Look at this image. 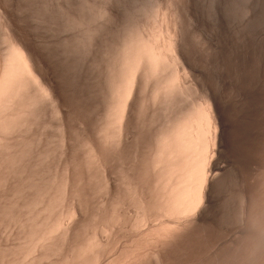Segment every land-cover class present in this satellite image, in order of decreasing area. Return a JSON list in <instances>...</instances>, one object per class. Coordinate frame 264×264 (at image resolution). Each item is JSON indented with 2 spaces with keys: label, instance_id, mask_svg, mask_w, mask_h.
I'll return each instance as SVG.
<instances>
[{
  "label": "rangeland",
  "instance_id": "1",
  "mask_svg": "<svg viewBox=\"0 0 264 264\" xmlns=\"http://www.w3.org/2000/svg\"><path fill=\"white\" fill-rule=\"evenodd\" d=\"M189 1L197 9V13L200 16L205 17L206 20L209 18L207 20V23H208V21L210 23H213L214 21H215V23L218 22L217 16L215 18V13H216L215 11H217V13L219 12L221 17L222 16L227 17V18L222 17V20L225 22V24L228 27L230 26V28H233V29L229 28L230 31H233V32H231L233 34V37L235 38L234 39L235 41H233V42H235V43L238 42V44L236 43L237 45L235 43H233V46H234L232 48L233 51L230 50V53L232 56H234V58L239 59V62H237L238 60L234 59L235 64L239 63V66H240V63H241L242 66H245V68L241 66V68L238 69V73H239L238 79L241 77L239 79V85L242 86L241 88H243V86H244L245 89L246 88L250 89V91L252 93L257 91V93L255 92L256 94H253V96H255V97H252L253 99H251V101L249 102V105H250V103L251 104L254 103V105H252V107H256L257 110L256 109H255L256 111L253 110V114L250 113L249 115H246V116H237L236 115L233 118L234 126H233V129L230 131V136L232 137V139L235 143L237 155L235 157L233 156L234 158L233 157L231 158V162H229L230 165H228L229 163L227 162L229 160H227L225 157L222 159H225L226 163L224 162L225 160L223 161L221 159L222 162H224L226 165H228L227 167H230V169L226 168L227 171L225 170V172L223 173L224 175H222V176H224V178L220 177V179L218 181V184H219V192L218 193H219V199L220 200H219V204L217 206V210L215 211L216 216H218V218H217L218 221L217 222H214V221L209 222L208 221V222L203 223V225L202 224L197 225L196 227L192 228L190 230V232L184 234L182 237L177 239V241L175 240L174 242L173 241L167 242L165 239L160 238V239H163L162 240L163 242L161 241V242H159L160 244H158L157 241H158L159 237L154 238V240L157 239L156 242L153 239L150 240L153 243L150 242L149 240H147V238H146L147 235H146L145 231H147L149 229V227L151 228L150 225L142 226V228L145 227V228H143V230L145 229V231H143L141 228L140 229L136 228V227L132 228L131 224L133 223V221H134V224L136 222L134 220V217L136 215H138V213H139V211H138V213H136L137 208H138L136 201L134 200L136 198L134 195H132L134 192V191L132 192L133 189L132 190L130 189L131 192H129L130 190H125V188H124V190H125L124 191L123 188H121V187H126L127 182H129L130 180L137 177L138 173H137V169H136L135 171L137 174L136 173H135L136 175L134 174L135 177L134 178L132 177L131 179H128L126 177L128 179V181H127L126 178H124V177L121 178V175H122L121 171H123L124 169H127V170H124L123 174L125 173V171H127L128 176H129L130 170L134 169V168H128L127 167V166H129L128 164L133 163V165H130L129 167H131V166L136 167V162H137V166H138L139 164L141 165L140 162L144 163L148 159L147 160L148 162H146V163H149L151 166L144 163V164H142V167L139 165L140 168L139 167H137V168H139L140 171L143 170L142 172L144 173L145 169H143V167H144V165H146L150 169L148 171V168H146V166H145V168L147 169L145 171H148V173L153 172V174L149 173V175H150L149 178L153 179V182H155L154 179L156 178V175H157V178L155 180H157V179L158 180L156 181V183L157 184L160 183L157 168H154V166L152 165V160L149 161L151 158L153 159L154 154H155L154 152L156 150V148L154 150V147H153L156 144V140L154 137H156V139H157V137L159 135L158 132L162 131V130H159L158 126L161 124V126L166 125L168 127L171 123L170 120L173 119V116H175L176 113H178L179 116L182 114L181 111L178 112V110H179V109H177L178 106H180L179 107L180 110H182L181 109L182 107H183V109L185 108L184 109V112H185L186 108L188 109V106H190V105L187 106V104H188L187 103L188 101L186 100L187 98H184L180 94L176 95V97H175L177 99V96L178 97L181 96V99L178 100V102L176 100L174 101L175 103L178 104V105L175 104V105H177L176 107H174L175 105L172 106L174 104V102H173V104H171L172 102L170 103V101H169V104L165 103V104L169 105V106L165 105L164 106L165 108L164 107L162 108V106H163L162 104H164V103L162 102L160 104V102H161L160 100H157V101H160L158 104L162 105V106L156 105L157 102H156V98L154 95L156 93L155 87H157V83H155L154 80L157 78V76L154 77V75H152L155 79L152 78L151 75H147L148 77L143 76V80L145 83H144V85L142 83L140 90H142V87H143V90L142 91L139 90L142 93L141 94L139 92L140 93L139 95L144 100H142V98L138 99L140 102L137 103V106L139 104V106L142 109L144 107L143 110L145 111V113L138 106L139 110H142L144 114H141L142 116L138 115L139 119H135V121L136 122L138 120L140 121L141 118L144 120L141 119V122H139V121H138V123L135 122L136 126L138 124L139 125L136 127L134 124V126H135V127H133L134 131L132 130L133 133H131V137L129 136L132 139L131 142L133 140H134V142L137 141L136 144L134 143V145L135 146L137 145V147L139 145V147L136 149V147L133 146V143H132L133 147L132 146L130 147L131 144H128V146H127L128 147L127 149H130V150H128L129 153L131 152L130 155L132 153L137 155L136 150H138L139 148H141V150L140 149L138 150V155L139 154L143 155L140 152L145 153L142 150L143 148H144V150L149 149V150H145L149 153L146 152L144 155L147 156L149 154L150 158L145 157L146 158L145 159L143 157L145 160L142 161V159H143L142 158L141 161H139V164H138V161H136V159H139L141 156L139 155V158L136 155L134 157V154H132L133 157L129 156L127 149L121 148L120 151L126 150L125 153L126 152L128 153V154L126 153L127 155L124 153L126 155V157H125L123 152L121 151L122 152L121 155H123L122 157H125L126 159H127V156L131 157V159L129 158L130 160H134L137 157L134 161H131L132 163L129 160L126 161V159L125 160L123 159L124 161L122 160L125 164L123 162H121L122 157L119 158L120 153H121V152L118 153L119 150H117L118 151L117 154L119 156L116 155L115 149H119L120 146L118 145V140H117L118 138L116 139V137H115L117 132L115 131V127L113 129V126L116 125V127H117V124L115 122L113 124L112 122L114 120L110 119V118L114 117L112 114L113 112H111V111H113L112 105H113V103L115 105V102H116L115 100L117 99V95H116V91H115L116 90L115 84L119 80V78H117L119 76H117V75L120 74V72H119L121 70L120 67H122L121 62L123 61V58L121 56H124V52H125L124 50L126 49V46H127V44L125 45V42H127V43L129 42L127 39H131L132 36L134 37V35L136 36V34L142 35L144 32H145L144 34H146V33H150V31L153 32L154 30H156V28L158 26L157 24H159V21H161V19H163L160 16L163 17V14L167 10L166 9V5L168 7L167 3H169L168 10L170 9L171 5L173 8L175 3H177L176 4L177 6L180 5V6H183L184 9H186L187 3H189ZM157 2H160L161 4L160 3L158 4ZM162 2H163V5H162ZM170 2H171V0H16V8H17L16 10L19 12V14L22 18V23L25 25V27L30 32L34 31L33 33H37V34H34L36 36V38H37V36L39 37V39H37L36 41L39 42V40H40V42H39L40 44L38 42L37 43L40 45V48H41L42 52L44 53V55L46 56L47 60L50 62L51 67L53 68V71H54V75L57 77L59 82H61V85L62 86L64 85L63 86L64 90L69 91L67 93H68L70 99L73 100L74 105H76V107H75L76 113L75 114L73 113V116H75V118H73L74 119L73 123L75 124L74 125L75 127L71 126V128H70L71 132L68 130L69 131V132H67L68 135L66 137L64 136V140H63V136H62L63 130H62V126H61L62 120L59 116L60 114H58V112H56V109H54L55 107H53L54 105L49 103V100L45 99V100H47V102H46L45 100H43L41 98L40 100H38L40 102L37 101L40 104L39 105L36 104V106H38L37 107L38 112L35 108H33L35 106H33L32 108L35 109L36 111L34 112V110L33 111L31 110L32 112H34L33 114H31V112H30V116H31V117L29 116L30 122H29V125L27 126L28 132H26L25 135L20 139H19V137H17V138L15 137L17 140L26 139L25 142L22 140V142H24V145H23V143L18 141L21 144L18 143L19 146L18 145L17 146L22 147V145H23L22 150H21V147H20V149H18V147L16 148V150L17 149L19 151L21 150L20 152L22 154L20 153L21 154L20 157H22L25 154L22 157V160H21V158L17 157V153H16V158L18 160H15L16 162L11 161V163L14 162V164H15L18 162L17 164H15V165L13 163L9 164V163H7V162H10L8 160L5 163L4 159H7V158H5L7 155L6 151L3 153V155L5 156L4 158H2L3 155L0 154L1 155V157H0L1 162L4 161L2 163L3 165H1V163H0V165H1V167H0V178L3 180V181L0 180V216H1L0 217V260H1L0 264H2V263L3 264H60V263L63 264L62 262H65L64 264H71V262H73V261H74L73 264H82V263L88 264L89 262H94L92 264H108V263L109 264H113V263L122 264L121 262H123V264H131V263L137 261L139 259L140 255L143 257L142 260H143V264H144V261L146 259H148L146 257L149 254L150 255L152 254L151 258H150V256H148L149 259H153L155 254H156V256L159 255L158 256L159 260H157L155 257L153 259V264H161V263L163 264V262L166 264H264V243H263L264 242V240H263L264 239V232H263L264 229L260 230V229L264 228V226H263L264 225V223H263L264 222V210H263L264 209V0H216V1L215 0H185V1L184 0H174V2L172 0L174 5L171 4L172 2L171 3ZM183 4L184 5L186 4V5L184 6ZM158 5H160V6H158ZM180 6H178L180 9L175 7L176 9L173 8V10L176 11L179 9L181 14H182V12H183V14H184V12L186 13L187 11L186 10L182 11ZM160 7L161 8L163 7V8L161 9ZM160 9H161V11H165V12L164 13L161 12L163 14H160L159 13ZM170 10H172V9H170ZM170 10H169V13H172L173 11L170 12ZM210 23H208L209 26H210ZM144 26H146V27H144ZM195 28H197V27L191 26V32L193 34H197L196 35L197 39H200V38H198V37H201V36H198L199 35L198 32H200V30L198 28L195 30ZM151 29H153V30H151ZM194 30H195V32H194ZM247 33L249 35H247ZM244 35H245V37H244ZM193 36L195 37V35H193ZM246 36L248 38L250 37L249 40L252 43V44H250L251 46L249 45V48H250L249 52H248L249 56L245 55L246 53L243 52L244 47H242L243 43L246 40V39L243 40V38H247ZM204 39L205 38H202L201 39L202 41H200V44H202L201 45L202 47H204L203 45L207 43L206 39L205 40ZM203 40L206 42L203 43ZM242 40L244 42H242ZM0 43H1V41H0ZM123 44L125 46H123ZM200 44H199V41H197V44H195L197 50L200 49V50H198L200 52L197 51V53H199L198 54V60L200 61L199 63H201V65H203V67H205V68L208 67V69L209 68L211 69V66L208 63L209 61L206 60V58H207L206 55H208V58H209V54H208V53H210L209 47H207V44H206L205 45L206 48L204 47L205 50H203V48L199 46ZM1 45H2V47L4 46L3 43H1L0 46ZM2 47H0V48H2ZM124 47H125V49L123 50ZM237 47H238V49H236ZM201 48H202V52L204 51L203 53H201ZM3 49H1V50H3ZM237 51H238V53H237ZM240 51L243 53H241ZM122 52H123V54H122ZM204 54H206V55H204ZM237 56H239V57H237ZM243 56L246 57V59L247 58L249 59V57H250V60H246ZM242 58H243V60H242ZM121 59H122V61H121ZM247 61L250 63H248ZM118 67H119V69H118ZM240 70H241V72H239ZM165 72L166 71L164 70L163 73H165ZM111 73L113 75H111ZM147 78H148L149 82L151 80H153L154 84L152 85V81H151V83L148 86V81H146ZM114 79H116V80H114ZM218 79H219L218 83L219 84L222 83L220 86L218 84L221 93H224L228 96L229 94H227V93H229L230 88H231V86H230V88L228 87V84L230 85L229 81L225 78L227 81L226 82L224 77L220 78V75H219ZM221 79H222V81H221ZM143 80H142V82H143ZM145 85H147V88L145 87ZM154 85H156V86L154 87ZM225 85H226V87H225ZM151 86L153 88H151ZM144 88L146 91L144 90ZM228 89H229V91H228ZM143 91H145V92L143 93ZM35 92H36L35 94H37L36 90H35ZM196 92H197L196 95L199 94V92H200V94L202 96V91L198 90ZM146 94H147V96H145ZM200 94H199V97H197L196 95L193 96V94H192L193 97L190 96L192 98H188V99H190L189 101L196 102L197 100H199L198 98L201 99ZM224 94H222V95L225 97V99L230 98L229 97L230 95L227 97ZM150 95H152L153 98ZM256 95H258L257 96L258 98L256 97ZM37 98L39 99L40 97H37ZM183 98L185 100H183ZM254 98H256L255 101H254ZM174 99H172V101ZM229 100L230 99H228V101ZM143 101H146V103H147L145 105L146 107L143 106L145 104V102H143ZM153 101H155L156 104ZM141 102H142V104L140 105ZM231 102H233V101H231ZM148 103H150V104H148ZM151 103L154 106L153 108H151V106H152ZM170 104L174 109L170 108L171 110H169ZM189 104H191V103L189 102ZM148 105H150L149 109H148L149 113L145 109L148 107ZM110 106H111V108H110ZM156 106L161 107L162 110L166 109L165 110L166 113H162L161 112L162 110L161 111L157 110L158 107L156 108V110L158 111V113H157V111L154 109ZM166 107H168V109ZM78 108H79V110H78ZM150 108L152 110L154 109L155 112L151 111ZM136 110H138V109H135V113L137 112L139 114L140 113L139 110L138 111H136ZM81 111H84L83 115H82ZM165 111H163V112H165ZM168 111H169V113H168ZM172 111H173V113H172ZM152 112L154 114L156 113L157 116L154 115V116H156V117H154ZM147 113L149 115L151 114L150 116L154 117L153 121H152L153 117L151 118L150 116H148ZM57 114H58V116H56ZM143 115H145L144 116L145 118L143 117ZM161 115H163V117ZM136 116H134V118ZM138 116H137V118H138ZM176 117H174V118H176ZM59 120H61V121H59ZM111 120H112V122H111ZM106 122H108V123H106ZM154 123L157 125H154ZM111 124H112V126H111ZM166 126H165V128H167ZM57 127H58V129H57ZM103 129H105V130H103ZM160 129H162V128H160ZM96 130H97V132H96ZM111 130H114V132ZM116 130H117V128H116ZM157 130H159V131L157 132ZM110 131L112 133H114L115 135L113 134L112 136H109L112 134ZM136 131L139 134L141 132L140 135H142V136L144 135V136L142 138L138 137L137 140L135 141L134 137L136 138L137 135L140 136ZM91 133H92L93 137H92ZM109 133H111V134H109ZM155 133L158 135H156ZM106 134H107V136H106ZM133 134H135V135L133 136ZM63 135H64V133H63ZM89 137L93 138V139L88 141V139H90ZM106 137H111V139H109V138L106 139ZM113 137L115 138L114 140H116V141H114V140L112 141ZM149 138H151V140L153 142L155 141V143L151 146V147H153V149L148 147L149 145H151V143H153L152 141L150 142ZM65 139H66V141H65ZM94 139L98 140V141H96V143H98V142L99 143L96 144ZM103 139H106L107 143L112 141V142H110L111 148H112V144L114 145V143L117 142V143H115L116 146L115 145L113 146L115 149L112 148L115 153L111 151L112 155L111 154L109 155V153H111V152H108L109 157H111V156H112V158L114 157L113 160L110 158L111 164H110V161H108L109 163H107V164L105 163L106 165H108V164L111 165L110 168L108 166L104 167L103 166L104 163L103 162L99 163L98 159L96 158V160H95L94 156L88 158V156L91 155L90 152H92L91 147L89 149V146H90L89 144H91V142H94L95 145H99V146H101L102 143L104 142L103 146H101V147H103V149H104V147L106 146L107 147V148L105 147L106 150L110 148L109 145L105 143L106 140L101 142V145H100V141H102ZM138 139L139 140L145 139L146 141L149 140L147 142L148 145L143 140H141V142L143 141L142 144L139 143L140 141H138ZM129 142H130V139H129ZM143 143H144V145H143ZM117 146H119V148H116ZM111 148L109 150H112ZM131 148H134L136 153L133 152L134 150H132ZM150 149H151V152L153 154L150 152ZM23 150H25V151H23ZM109 150H107V151H109ZM3 151L4 150H2V152ZM19 151H18V156L20 155ZM88 151H89V153H88ZM150 153L153 155L152 157L150 156L151 155ZM8 159H9V156H8ZM114 159H115V161L117 159H118L117 161H119V160L120 161L119 162L116 161V163H115ZM25 160L27 163L25 162ZM125 161L126 162L129 161L130 163L128 162V164H127ZM20 163H21V165H20ZM234 163H235V166L234 167L231 166V165H234ZM117 164H120L119 167H121V165H122V168H123V166H126V167L124 169L119 168V170H121V171H119ZM11 165H12V167H11ZM66 165H67V167H66ZM115 165H117L116 166L117 169L113 171V168ZM102 166L104 169L107 168L106 169L107 175L112 173V174H110L111 178H110V176L107 177L110 179V181H109V179L108 180L105 179L106 178L105 176H107V175H104L105 171L104 172L102 171L103 170V169H101ZM8 167H10V168H8ZM151 167L154 169H151ZM7 168H8V170H7ZM12 168H13V170H12ZM64 168H66V169H64ZM1 170H3L4 172ZM107 171H109V173ZM132 171H134V170H132ZM8 172H9V174H8ZM12 172H14V173L12 174ZM115 172H117V173H115ZM154 172H156V173H154ZM229 172H230V174H229ZM5 173H7V174L5 175ZM143 173L140 174V172H139L140 175L135 180L139 179L138 182L141 179L142 180L143 179L148 180L145 183L147 185V183L149 182V178H147L146 174L148 175V173H145V177L147 179L144 178ZM235 173H236V175H235ZM132 174L133 173L131 172V175ZM112 175H113V177H112ZM151 175L154 177L152 178ZM229 175H231V176H229ZM140 176L143 178H139ZM7 178H8V180H7ZM12 178H13V180H12ZM65 178H67V179H65ZM116 178H118V179H116ZM120 178L123 179V181H121ZM113 179L115 181H112ZM79 180H81V181H79ZM106 180L111 183L109 185L110 189L107 187L109 183H107ZM67 181L71 184H73V183L74 184L73 185H71V184L69 185L68 183L66 184ZM132 181L129 184V186L130 187L136 186L137 181H135L133 183H132ZM232 181H233V183H232ZM2 182H4L5 185ZM79 182H81V183H79ZM120 182H124V184H122L123 186L121 185ZM141 182H145V181H141ZM153 182H150V184L148 183L149 185H151L150 188L153 189V187L155 188V186H157L153 190L154 191L160 190V185L154 184L152 187ZM112 183L114 185H112ZM76 184H77V186H76ZM134 184H136V185H134ZM142 184H139V185H142ZM145 184H144V186H145ZM115 185H120L121 189H116V188H119V186H115ZM4 186H6V187H4ZM129 186L127 184L126 188L129 189L130 188ZM145 188H147V187L145 186ZM13 189H14V191H13ZM69 189H71L72 191ZM63 190H64L65 194L63 193ZM82 190H85V191H82ZM105 190H107V191H105ZM122 190H123V192H122ZM126 191L131 193V197L134 196V199L133 198L132 199L134 200V203L136 205L131 200L130 194L129 193L127 194ZM233 193H235V194H233ZM244 193H246V195L248 196L247 197L248 202H246L248 204H246V203L243 204V206H245V208L242 206V204H240L242 202L241 197L243 200V194ZM239 195H241V196L239 197ZM126 196H127V198H126ZM80 199H84L85 203L83 202L84 204H81L82 203L81 201H83V200H80ZM114 199H116L115 202H114ZM119 199H120V201H122L121 203H120ZM129 201H131V202H129ZM77 202H79V203L81 202L80 204L82 205V207H81V205L78 206L79 203H77ZM108 202H109V204H108ZM112 204H114L113 207L114 206L116 207L115 209L113 207L111 208ZM116 204H117V206H116ZM60 205H61V207H60ZM74 205L78 206V207H75ZM240 206H241V208H240ZM246 206H248L247 208L249 210H247ZM79 207H81L83 209V211L81 210V208L79 209ZM242 207H243V210L245 209L244 210L245 214H244V211H242ZM70 208L72 209V212H75V210L77 209L78 211L76 210V212H79V213L73 214L71 212V210H69ZM73 208L75 210H73ZM128 208H129V210H128ZM239 208L241 210H238ZM45 210H47V211H45ZM130 210H132V211H130ZM67 211H70V215H69V212H67ZM110 212H113L114 214H112ZM120 212L123 216L119 214ZM246 212L248 215L246 214ZM71 213L73 214L72 215L73 219L70 218ZM240 213H242L244 218L238 217V216H240ZM68 215L70 216L69 218H68ZM74 215H75V217H73ZM110 215L112 216L113 219L111 218ZM113 215H114V217H116L118 219H119V215H120V217L122 216L121 218L125 217L124 219L121 220L122 224H124V225L118 224V222L119 223H121V222L115 221L118 219L114 218ZM76 216H77V218H76ZM247 216H249V218ZM250 216H251V219H250ZM102 217L104 219H102ZM219 218L221 220H229L230 219V221H229V223H227L228 225L226 224V226H224V225H221V223H220L221 220ZM240 219L241 220L243 219L245 221H243V220L241 221ZM249 219H250V221H248ZM51 220H52V222H51ZM61 220H63V221H61ZM124 220L127 221L126 224L123 223V222H126ZM59 221H61L62 223ZM68 222H70L71 224ZM250 222H251V224H250ZM67 223H68V225H67ZM108 223H110V224L108 225ZM111 223H114V224H111ZM55 224H56V226L58 225L57 226L58 228L55 227ZM62 224L64 226H61ZM157 224H158V222H157ZM53 225H54V227H53ZM117 225H119V226H117ZM155 225H156V223H155ZM159 225L160 224H158L156 226L153 225V226L156 227V229L158 230ZM260 225H261V227H260ZM69 226H70V228H69ZM111 226H112V228H111ZM121 226H122V228H121ZM127 226H128V228H127ZM153 226H152V228H153ZM147 227H148V229H147ZM159 227H161V226H159ZM54 228H56V229H54ZM93 228H94V230H93ZM95 228H96V230H95ZM131 228L133 231L135 230L134 232H136V233L133 234ZM50 229H53L52 230L53 233L50 232L49 234H47L45 236V234H46L45 232H47V230H50ZM67 229H70V230L68 231ZM113 229H115V230H113ZM66 230H67V232H66ZM102 230H104L105 232L107 231L106 234ZM112 230H113V232H112ZM119 230H121V231H119ZM139 230L140 231L142 230L144 234L142 235V231L140 234ZM94 231L96 233H94ZM42 232L44 233V235ZM65 232H66V235H69L68 237L66 236V238L68 240L65 239ZM68 232H70V233L68 234ZM87 232H89V233H87ZM101 232H103V233H101ZM108 232H110V233H108ZM111 232H112V234H111ZM137 232L140 236L137 234ZM262 233H263V235H262ZM98 234H100V236ZM110 234H111V236H110ZM41 235H43L44 237ZM102 235H103V237H101ZM50 236H51V240L53 242L50 240ZM94 236H95V238H93ZM97 236H99V237H97ZM141 236L145 237L147 240L146 242L149 241L150 244L143 242L145 240V238H143ZM74 237H76V239ZM89 237H91V238H89ZM96 237L99 239V242L94 241L97 239ZM133 237H135V238H133ZM229 237L231 238V240ZM48 238L50 241L48 240ZM55 238H57V239H55ZM138 238L144 239L141 241L142 243L139 241ZM30 239H31V241H30ZM86 239H88V240H86ZM114 239H116V240L112 241ZM160 239H159V241H160ZM108 240H110L109 241L110 245L108 244V250H107L106 244L108 243ZM64 241H65V243H64ZM85 241H86V243H85ZM87 241L89 243H87ZM100 241L102 243H100ZM103 241L106 243H104ZM137 241H139V243ZM47 242H48V244H47ZM82 242H83V244H82ZM91 242H93V244H92L93 249H94V246L96 247L94 249V251L92 252V247L90 250H87V253H86V251H84L85 252L84 253L81 250L80 252L82 253L83 256H78V258H77V255L79 253V252H77V250L79 249V247H77V246H80V245L86 246L87 244H90ZM94 242L96 244H94ZM110 242H112V244ZM35 243L36 244L39 243V244L36 245ZM161 243H162V246H161ZM99 244L101 246V247L98 246L99 248H101L100 251H98L99 248L96 246ZM102 244H105V245L103 246ZM153 244L158 246V248H155V246ZM219 245H220V247H219ZM102 247L106 248V251L102 250ZM150 247L151 248L153 247L154 250H153V248L151 249ZM162 247H164V249L166 251L163 250ZM166 247H169V248H166ZM28 248H30V249H28ZM75 248H77V250ZM81 248H82V246H81ZM136 249H138L137 252H139V253L136 252ZM54 250H56V251H54ZM101 250L104 251L105 254ZM75 251H76V253H75ZM89 251H91L92 254ZM118 251H120V252H118ZM150 251H151V253H150ZM152 251H155V252H153L154 254L152 253ZM66 252L68 255L66 254ZM98 252L101 255L102 254L104 255V256L103 255L102 256L105 260L103 258H101V255L97 254ZM134 252L137 253V255ZM25 253H27V254H25ZM81 253H79V255H81ZM89 253L91 254V256L93 255V253H95V255H94L95 258L94 257L92 258L90 256L92 258L91 259L89 257V255H90ZM143 253L145 254V256L142 255ZM163 253L164 254L166 253L164 259H163V256H164ZM86 254H89V255H86ZM160 254H161V256H160ZM84 255H86L88 260H91V261L86 260L87 258ZM96 255L100 256V261H97V260H99V258ZM141 256H140V259L142 258ZM152 256H153V258H152ZM65 257H67V258H65ZM160 257H162L163 261L161 260ZM123 258H125V259H123ZM130 258L134 259V260H130ZM67 259H69V260H67ZM94 259H96V260L94 261ZM101 259H103V260H101ZM155 259L157 260L156 263H155ZM165 259H166V262H165ZM59 260H60V262H59ZM84 260L88 263L84 262ZM128 260L131 263H127ZM119 261H120V263H119ZM149 261L150 260L147 261L148 264H150ZM99 262H101V263H99Z\"/></svg>",
  "mask_w": 264,
  "mask_h": 264
},
{
  "label": "bare ground",
  "instance_id": "2",
  "mask_svg": "<svg viewBox=\"0 0 264 264\" xmlns=\"http://www.w3.org/2000/svg\"><path fill=\"white\" fill-rule=\"evenodd\" d=\"M185 1V0H184ZM216 1V0H215ZM169 2V1H168ZM172 2V0H171ZM170 2V3H171ZM174 2V0H173ZM171 3L174 5V3ZM158 4L160 2H157ZM161 4V3H160ZM168 4V7H169V3ZM170 4V5H171ZM177 3H175L176 5ZM197 4V3H196ZM162 5H163V2H162ZM174 5V6H175ZM182 5V4H181ZM184 5V4H183ZM186 5V4H185ZM184 5V6H185ZM160 6V5H158ZM173 6V8H175ZM180 6V5H178ZM176 7V8H179V7ZM149 7V6H148ZM168 7L166 5V12L165 11H161V8L160 9V14H163V17L160 16L161 18V21H159V24H157V28L156 30H154L153 32L150 31V33H146V34H142V35H137L136 36L134 35V37L132 36L131 39H127L129 42H125V45L127 44L126 46V49L125 47L123 48V50L125 51L124 52V56H121L123 58V61L121 59V63H122V67H120V74H118L117 78H119V80L116 82L115 84V88H116V95H117V99L114 101L115 102V105L113 103V118H110V119H113L114 121L111 122L114 124V122L117 124V127L116 125L113 126V129L115 127V131L117 132V136L112 133L111 131L114 132V130H111L110 132L112 133H109L111 135L109 136H112L113 134L115 135L116 139L118 140V145L120 146H117L116 148H119V149H115L113 146L117 143L115 142L114 145L112 144V148L115 149L116 151V155L117 154V150H119L118 153H120V149H127L128 147V144H131L130 147L132 146V143H133V146L134 143L136 144V140L138 137L142 138L143 136L140 135L141 132H140V136L137 135V137L135 139L136 142H134V140L131 142V133L132 130L134 129L133 127L136 126V123H138V121L136 122L135 119H139V116L138 115H141V114H144L145 111L139 106H138L144 111L142 110H139L138 106H137V103H139L140 101L138 99H141L142 97H140V91L143 90V87H142V90H140L141 86H142V83L144 85V80H143V76H147V75H151L152 78L156 77L157 78L154 80L155 83H157V87H155L156 85H154V87L156 88L154 91L156 92L155 93V98H156V102L153 101L156 105H159L158 103L160 102V104L163 102L164 104L162 105H159V106H162V108L165 106V105H168L169 104V101L171 104H173V102L176 100L178 102V100L181 99V96H183L184 98H187L186 100L188 101L187 103V106H188V109L186 108L185 112H184V109L183 107L181 108L182 110H180V106H178L177 109L178 112L181 111L182 114L179 116L178 113H176L175 116H173V119L170 120V125L165 128V126H161V124L158 126L159 127V130H162L161 132L159 130H157V132L159 133L156 134L158 135L157 139L156 137L155 140H156V144L154 147V150H155V154H154V157L153 159L151 158L149 161L152 160V165L154 166V168H157V171H158V176H159V182L160 183H156V181L158 180H155L157 178V175H156V178L154 179L155 182H153V179L149 178L150 175L149 173H152L153 172H149V169L146 165H144L143 169L147 170L146 168H148V171H145L144 170V173L142 171H140V167H139V161H141V159L144 157H149V154L146 156L144 155L147 151L145 150H149V149H145L144 148L142 149L145 153L143 152H140L141 154L143 155H140L141 157L139 158V155H138V150L141 148H139L137 151V155L134 154V157L135 155L139 158V159H136V161H138V166H137V162H136V167L135 166H131L129 167L130 165H133V163L131 161H134V160H130L131 157L129 156H132L133 155L129 153L128 150L130 149H127L128 151V155L127 156V159L125 158L126 157V153L124 151L123 154L125 157H122L123 155L122 152L120 153V156L119 158H121V162H123L125 159L126 161L129 160L132 164H128V162H126L129 166H127L128 168H134V169H131L130 170V174L128 176V173L127 171H125V175L123 174L124 170H127V169H124L126 166H123L122 168V165L121 167H119L120 164H117L118 165V170L119 168H122L124 169L123 171H121L122 175H121V178H128V179H131L132 177L134 178L135 175L138 173V176L140 174H144V178L145 177V173H148V175L146 174L147 178H149V184L150 182H153L152 183V187L154 184L156 185H160V190L158 191H154L153 189H155L157 186H155V188L153 187V189L150 188L151 185H149L147 183V185L145 184L148 180H145V179H141L139 182L137 180H135L137 177H135L134 179L130 180L129 182H127L128 186L129 184L135 181H137V185L134 186V187H128L129 189H127V184H126V187H121L125 188V190H132L133 194L135 196L136 199H134V196L131 197V190L127 192V194L129 193L130 194V197H131V200L133 201L134 203V200L136 201V204H137V211L136 213H138V215H136L134 217V220L136 221L135 224H134V221L133 223L131 224L132 228L136 227V228H141L143 230V227L144 225L148 226L150 225L151 228L147 227V231H145V229L143 231H145L146 233V238L147 240H154L155 237H159L160 238H163L165 239L167 242H171V241H177V239H179L180 237H182L184 234L190 232V230L194 227H196L197 225H203V223L205 222H210V221H214V222H217L218 221V216H216L215 214V211L217 210V206L219 204V184H218V181L220 179V177L224 178V175L223 173L225 172L226 168L227 169H230V167H227L228 165H230L229 162H231V158L234 156L237 155V151H236V148H235V143L232 139V137L230 136V131L233 129V126H234V120L233 118L237 115V116H246V115H249L250 113L253 114V110H257L256 107H252V105H254V101L256 98H254V101L252 102L253 104L250 103L249 105V102L251 101V99H253L252 97H255L253 96V94H256L257 91H255L254 93H252L250 91V89L246 88L243 86V88H241L242 86L239 85V73H238V69L241 68L242 64L240 63V66H239V63L235 64L234 62V56L231 55L230 53V50H232V48L234 47L233 46V41H235L234 37H233V34L231 32L233 31H230V29H233V28H230V26L228 27L225 22L222 20V17L220 16L219 12L217 13V11H215V18L217 16V20L218 22L215 23V21L213 23H210L208 21V23H210V26L208 25L207 23V19L203 16H200L198 13H197V9L190 3H187V6H186V9H184L183 6H180L182 11H187L186 13L180 12V8L178 10H173L172 8V5L170 6V12L173 11L172 13H169V10H168ZM159 8V7H158ZM175 8V9H176ZM16 0H0V41L1 43L4 44V46L2 47V45L0 47V154L3 155V153L6 151L7 155L9 156V159H8V156L6 155V157L3 155L2 158H7V159H4L5 163L8 161L10 162H7L9 164H14V162H16L15 160H18L16 158V153H17V157L18 158H21L22 160V157L25 155H23L22 157L21 156V150L23 149V145H24V142L26 141V139H21V140H17L16 138L19 137L22 138L26 132H28V128L27 126L29 125V120H30V112L31 114H33L36 110H37V105H39L40 100L41 98L43 100L47 99L49 100V103H51L52 105H54L53 107H55L54 109H56V112H58V114H60V118L61 120V126H62V130H63V133H62V136H63V140H64V136L66 137L68 134L67 132H71L70 128L71 126L73 127L75 124L73 123L75 116H73V113L75 114V107L76 105H74V102L73 100L70 99L69 95L67 92L69 91H65L63 86L61 85V82H59V80L57 79V77L54 75V71H53V68L51 67V64L50 62L47 60L46 56L44 55V53L42 52L41 48H40V40L39 42L36 41L37 39H39V37L34 35V34H37V33H32L25 27V25L22 23V18L19 14V12L16 10ZM184 9V10H183ZM157 11V10H156ZM168 11V12H167ZM163 12V13H161ZM180 14H179V13ZM208 13V12H207ZM225 13V12H224ZM155 15V14H154ZM149 16V15H148ZM213 16V15H212ZM143 17V16H142ZM226 17V16H225ZM223 17V18H225ZM213 18V17H212ZM227 18V17H226ZM158 19V18H157ZM109 20V19H108ZM156 21V20H155ZM82 24V23H81ZM142 26V25H141ZM191 26L193 27H197L200 32L198 36H201V37H198L200 39H197L196 35L197 34H193L191 32ZM210 28H209V27ZM146 27V26H144ZM150 28V27H149ZM152 28V27H151ZM195 28V30L197 29ZM230 28V29H229ZM194 29V28H193ZM192 29V30H193ZM153 30V29H151ZM194 30V32H195ZM197 32V31H196ZM192 33V34H191ZM235 33V32H234ZM33 34V35H32ZM141 34V33H140ZM195 35V37L193 36ZM243 35V34H242ZM247 35H249L247 33ZM130 36V37H131ZM192 36V37H191ZM126 37V36H125ZM128 37V36H127ZM245 37V35H244ZM247 37V36H246ZM202 38H205L206 41H207V47H209V50H210V53L209 54V58H208V55L204 54L207 56V61H209L208 63L210 64L211 66V69L209 70L208 67L205 68L203 67V65H201V63H199L200 61L198 60V54L197 51L200 50L196 48V45L197 44V41H199V44H200V41H202L201 39ZM204 39V40H205ZM237 39V38H236ZM244 39L245 42L243 41ZM250 37L248 38H243L242 42L243 45L242 47H244V51L246 54V56L249 54V45L252 44L251 41L249 40ZM203 40V43H205L206 41ZM239 41V40H238ZM39 44H38V43ZM0 43V44H1ZM238 44V42H236ZM235 43V44H236ZM204 44L203 46L205 47ZM236 44V45H237ZM42 45V44H41ZM123 44V46H125ZM202 44H200L199 46H201ZM251 46V45H250ZM86 47V46H85ZM121 47V46H120ZM203 48V50H205V48ZM202 48H201V53L202 52ZM240 48V47H239ZM238 49V47L236 48ZM241 49V48H240ZM233 51V50H232ZM252 51V50H251ZM200 52V51H198ZM209 52V51H208ZM241 52V51H240ZM241 52V53H243ZM238 53V51H237ZM240 53V54H241ZM121 54V53H120ZM123 54V52H122ZM233 54V53H232ZM201 55V54H200ZM199 55V56H200ZM203 55V56H204ZM244 55V54H243ZM251 55V54H250ZM202 56V57H203ZM249 56V55H248ZM239 57V56H237ZM244 57V56H243ZM112 58V57H111ZM204 58V57H203ZM241 58V57H240ZM246 59V57H244ZM110 59V58H109ZM200 59V58H199ZM205 59V58H204ZM86 60V59H85ZM201 60V59H200ZM205 60V61H206ZM238 60L237 62H239V59H236ZM243 60V58H242ZM246 60H250V57L249 59L247 58ZM204 61V60H203ZM120 62V61H119ZM248 62V61H247ZM204 63V62H203ZM245 63V62H244ZM250 63V62H248ZM247 63V64H248ZM96 64V63H95ZM206 64V63H205ZM204 64V65H205ZM245 65V64H244ZM206 66V65H205ZM209 66V67H210ZM245 68V66H242ZM247 67V66H246ZM119 69V67H118ZM235 69V70H234ZM111 70V69H110ZM115 70V69H114ZM164 70L166 71L165 73ZM234 70V71H233ZM243 70V69H242ZM109 71V70H108ZM241 72V70L239 71ZM111 75H113L111 73ZM154 75V77L152 76ZM219 75H220V78L221 77H224V79L226 78L230 85L228 84V87L230 88V91L228 96L230 98L229 101L228 99H225V97L222 95L224 93H221L220 91V88L219 86L222 84H219L218 83V78H219ZM242 75V74H241ZM240 75V76H241ZM148 77V76H147ZM150 77V76H149ZM146 78V77H145ZM150 79V78H149ZM225 79V81H226ZM116 80V79H114ZM143 80V82H142ZM146 81H148V78L146 79ZM152 81V85L154 84L153 80ZM151 81L149 82L148 81V86L149 84L151 83ZM157 81V82H156ZM222 81V79H221ZM224 81V82H225ZM115 82V81H114ZM227 82V81H226ZM225 82V83H226ZM147 84V83H146ZM219 84V86H218ZM112 85V84H111ZM227 85V84H226ZM225 85V87H226ZM109 86V85H108ZM145 87L147 88V85H145ZM114 88V89H115ZM151 88H153L151 86ZM66 89V88H65ZM248 89V90H247ZM35 90L37 91V94H35ZM140 90V91H139ZM145 90V88H144ZM202 91V96H201V99L198 98L199 100H197L196 102H191L189 101L190 99L188 98H192L193 96L196 95V91ZM253 90V89H252ZM33 91V92H32ZM146 91V90H145ZM143 91V93L145 92ZM152 91V90H151ZM153 91V92H154ZM227 91V90H226ZM140 92V93H139ZM149 92V91H148ZM152 92V93H153ZM223 92V91H222ZM113 93V92H112ZM195 93V94H194ZM33 94V95H32ZM70 94V93H69ZM142 94V93H141ZM181 95V96H177V99L175 98L176 95ZM193 94V96H192ZM199 94H197L196 96L199 97ZM114 95V94H113ZM226 95V94H224ZM71 96V95H70ZM147 96V94L145 95ZM152 97V95H150ZM192 96V97H190ZM227 96V95H226ZM227 96V97H228ZM258 95H256L257 97ZM37 97H40L39 99ZM144 97V96H143ZM226 97V98H227ZM114 98V97H113ZM153 98V97H152ZM154 98V99H155ZM175 98V99H174ZM183 98V100H185ZM258 98V97H257ZM147 99V98H146ZM153 99V100H154ZM172 99H174L172 101ZM42 100V101H43ZM47 100H45L47 102ZM142 100H144L142 98ZM141 100V101H142ZM157 100H160V101H157ZM194 100V99H193ZM38 101V102H37ZM44 101V102H45ZM112 101V100H111ZM152 101V100H151ZM233 101V102H231ZM37 102V103H36ZM145 102V104L143 106H145L147 103L146 101H143ZM152 102V103H153ZM189 102L191 104H189ZM43 103V102H42ZM41 103V104H42ZM77 103V102H76ZM151 103V108H153V104ZM165 103H168V104H165ZM142 104V102L140 103V105ZM150 104V103H148ZM154 104V105H155ZM170 104V107H169V110H171L170 108H173L172 106H174L175 103L171 106ZM180 104V103H179ZM184 104V103H183ZM50 105V104H49ZM178 105V104H177ZM177 105H175L174 107H176ZM35 106V107H33ZM149 106L146 109V111L149 113ZM169 106V105H168ZM185 106V105H184ZM35 109H33V108ZM50 107V106H49ZM137 107V108H136ZM146 107V106H145ZM158 106H156L154 109L156 110ZM186 107V106H185ZM32 108V109H31ZM111 108V106H110ZM151 111H154L155 110L151 109ZM161 107H158L157 110H162V108L160 109ZM165 108V107H164ZM168 109V107H166ZM135 109H138L139 110V114L136 112L135 113ZM174 109V108H173ZM176 109V110H177ZM34 110V112L32 111ZM79 110V108H78ZM81 110V109H80ZM107 110V109H106ZM136 110V111H138ZM156 110V111H157ZM166 109H163L161 112L162 113H166L165 111ZM255 110V111H256ZM109 111V110H108ZM165 111V112H163ZM38 112V110H37ZM84 111H81L82 115L84 114L83 113ZM110 112V111H109ZM110 112V113H111ZM142 112V113H141ZM147 113V114H148ZM151 113V112H150ZM153 113V112H152ZM158 113V111H157ZM160 113V112H159ZM169 113V111H168ZM167 113V114H168ZM173 113V111H172ZM255 113V112H254ZM58 114L56 116H58ZM39 115V114H38ZM55 115V114H54ZM138 118H137V116ZM151 115V114H150ZM148 114V116H150ZM157 114L153 113V116ZM30 116V117H29ZM53 116V115H52ZM81 116V115H80ZM86 116V115H85ZM134 116H136L134 118ZM142 116V115H141ZM145 115H143L144 117ZM147 116V115H146ZM153 116H150L151 118ZM154 116V117H156ZM163 117V115H161ZM171 116V115H170ZM177 116V117H176ZM33 117V116H32ZM107 117V116H106ZM109 117V116H108ZM154 117L152 118V121L154 120ZM176 117V118H174ZM34 118V117H33ZM39 118V117H38ZM97 118V117H96ZM145 118V117H144ZM37 119V118H36ZM109 119V118H108ZM142 119V118H141ZM141 119L139 122H141ZM150 119V118H149ZM56 120V119H55ZM144 120V119H142ZM32 121V120H31ZM86 121V120H85ZM166 121V120H165ZM173 121V122H172ZM136 122V123H135ZM143 122V121H142ZM145 122V121H144ZM108 123V122H106ZM31 124V123H30ZM80 124V123H79ZM135 124V126H134ZM151 124V123H150ZM104 125V124H103ZM139 125V124H138ZM137 125V126H138ZM154 125H157L154 123ZM32 126V125H31ZM102 126V125H101ZM112 126V124H111ZM136 126V127H137ZM145 126V125H144ZM152 126V125H151ZM75 127V126H74ZM106 127V126H105ZM164 127V128H163ZM31 128V127H30ZM109 128V127H108ZM117 128V130H116ZM139 128V127H138ZM141 128V127H140ZM143 128V127H142ZM162 128V129H160ZM27 129V130H26ZM34 129V128H33ZM46 129V128H45ZM58 129V127H57ZM98 129V128H97ZM106 129V128H105ZM103 129V130H105ZM110 129V128H109ZM148 129V128H147ZM158 129V128H157ZM164 129V130H163ZM69 130V131H68ZM101 130V129H100ZM151 130V129H150ZM149 130V131H150ZM31 131V130H30ZM91 131V130H90ZM134 131V130H133ZM142 131V130H141ZM146 131V130H145ZM148 131V132H149ZM94 132V131H93ZM97 132V130H96ZM147 132V133H148ZM103 133V132H102ZM28 134V133H27ZM66 134V135H65ZM72 134V133H71ZM74 135V134H73ZM92 135V133H91ZM105 135V134H104ZM103 135V136H104ZM135 134H133L134 136ZM27 136V135H26ZM25 136V137H26ZM96 136V135H95ZM107 136V134H106ZM130 136V137H129ZM16 137V138H15ZM24 137V138H25ZM60 137V136H59ZM71 137V136H70ZM75 137V136H74ZM93 137V135H92ZM105 137V136H104ZM147 137V136H146ZM90 138V137H89ZM109 138L111 139V137H106V139ZM145 138V137H144ZM28 139V138H27ZM93 138H90L88 139L91 140ZM106 139H103L102 141H100V145H101V142L105 141ZM115 138L113 137L112 141L114 140ZM129 139H130V142H129ZM22 140L24 142H22ZM141 140L145 141L146 144L148 145V141L150 140V142L152 141L151 138H149V140H145V139H138V141H140L139 143L142 144ZM23 143L22 147H21V150L19 151L18 149H20L19 144ZM41 141V140H40ZM55 141V140H54ZM66 141V139H65ZM93 141V140H92ZM95 143L96 141L98 140H95ZM110 141V142H112ZM116 141V140H114ZM29 142V141H28ZM64 142V141H63ZM110 142L107 143V140H106V144L109 145V147L111 148V145H110ZM144 142V143H145ZM153 142V141H152ZM19 143V144H18ZM90 143V142H89ZM94 142H91V144H89V149L91 147V155L88 156L89 157H95V160L96 158L98 159L99 163L103 162L104 164L106 163H109L108 161H110L111 159L113 160L112 156L109 157V155L111 154L112 155V152H114V150H109L107 151L106 148L104 147H101L103 146V143L101 146L99 145H95ZM99 143V142H98ZM96 143V144H98ZM143 143V145H144ZM155 143V141L153 143H151V145H149L148 147L149 148H152L151 147L153 144ZM63 144V143H62ZM105 144V145H106ZM138 144V143H137ZM18 145V146H17ZM41 145V144H40ZM77 145V144H76ZM107 145V146H108ZM146 145V146H147ZM132 146V147H133ZM18 147V149L16 150V148ZM64 147V146H63ZM62 147V148H63ZM129 147V148H130ZM136 149L139 147H137V145L135 146ZM134 147V148H135ZM25 148V147H24ZM83 148V147H82ZM134 148H131L132 150H134ZM2 150H4L2 152ZM29 150V149H28ZM153 150V151H154ZM18 151H19V156H18ZM25 151V150H23ZM22 151V152H23ZM61 151V150H60ZM74 151V150H73ZM112 151V152H111ZM136 151L134 150L133 152L136 153ZM29 152V151H28ZM108 152H111L109 153L108 155ZM150 152H151V149H150ZM89 153V151H88ZM115 153V152H114ZM149 153V152H147ZM152 153V152H151ZM150 153V154H151ZM93 154V155H92ZM153 154V153H152ZM150 155L151 157L153 155ZM28 155V154H27ZM62 155V154H61ZM114 155V154H113ZM30 156V155H29ZM74 156V155H73ZM1 157V155H0ZM70 157V156H69ZM87 157V156H86ZM117 157V156H116ZM226 158L227 161L229 164L226 165V160L225 159H222V158ZM233 157V158H234ZM1 158V159H2ZM27 158V157H26ZM111 158V159H110ZM130 158V159H129ZM142 159L145 160V159ZM150 158V157H149ZM124 159V160H123ZM133 159V158H132ZM225 162H222V160ZM236 159V158H235ZM3 160V159H2ZM118 160V159H117ZM116 160V161H117ZM123 160V161H122ZM148 160V159H147ZM146 160V162H148ZM233 160V159H232ZM3 161V162H4ZM11 161H14L11 163ZM46 161V160H45ZM81 161V160H80ZM115 161V159H114ZM115 161V163H116ZM120 161V160H119ZM117 161V162H119ZM236 161V160H235ZM0 160V163L1 165H3ZM20 162V161H19ZM26 162V160H25ZM89 162V161H88ZM93 162V161H92ZM96 162V161H95ZM120 162V163H121ZM129 162V163H130ZM144 162L145 164L147 165H150L149 163H146ZM18 163V162H17ZM15 163V164H17ZM27 163V162H26ZM98 163V164H99ZM114 163V162H113ZM114 163V164H115ZM124 163V162H123ZM141 163V167H142V164H144L143 162H140ZM8 164V165H9ZM14 164V165H15ZM78 164V163H77ZM104 167H111V165H104ZM110 164H111V161H110ZM113 164V165H114ZM125 164V163H124ZM123 164V165H124ZM0 165V167H1ZM7 165V164H6ZM5 165V166H6ZM13 165V166H14ZM19 165V164H18ZM21 165V163H20ZM115 165L114 168L117 166ZM135 165V164H134ZM237 165V164H236ZM79 166V165H78ZM102 166L101 169H103L102 171L105 173L104 175H107L106 174V169H104ZM146 166V168H145ZM151 166V165H150ZM152 166V167H153ZM231 166H235V163L234 165H231ZM12 167V165H11ZM16 167V166H15ZM67 167V165H66ZM101 167V166H100ZM99 167V168H100ZM139 167V168H137ZM151 169H154L152 168ZM5 168V167H4ZM10 168V167H8ZM7 168V170H8ZM20 168V167H19ZM18 168V169H19ZM23 168V167H22ZM83 168V167H82ZM108 168V169H109ZM113 168V171L117 169V167L114 169ZM66 169V168H64ZM112 169V168H111ZM137 169V173H136V170ZM139 169V170H138ZM13 170V168H12ZM134 170V171H132ZM3 171V170H1ZM16 171V170H15ZM110 171V170H109ZM109 171H107L109 173ZM112 171V172H113ZM140 174H139V172ZM156 171V172H157ZM227 171V170H226ZM233 171V170H232ZM236 171V170H235ZM4 172V171H3ZM28 172V171H27ZM75 172V171H74ZM111 172V171H110ZM131 172L133 173L131 175ZM142 172V173H141ZM154 172V173H156ZM14 172H12L13 174ZM23 173V172H22ZM67 173V172H66ZM92 173V172H91ZM117 173V172H115ZM114 173V174H115ZM127 173V174H126ZM136 173V174H135ZM227 173V172H226ZM7 173H5L6 175ZM9 174V172H8ZM75 174V173H74ZM103 174V173H102ZM112 174V173H110ZM107 175L105 176L106 178L105 179H109L107 178L108 176ZM119 174V173H118ZM117 174V175H118ZM135 174V175H134ZM230 174V172H229ZM11 175V174H10ZM155 175V174H154ZM236 175V173H235ZM13 176V175H12ZM33 176V175H32ZM73 176V175H72ZM95 176V175H94ZM142 176V175H141ZM139 177V178H143V177ZM152 176V175H151ZM231 176V175H229ZM240 176V175H239ZM6 177V176H5ZM21 177V176H20ZM113 177V175H112ZM130 177V178H129ZM154 176H152L153 178ZM234 177V176H233ZM238 177V176H237ZM32 178V177H31ZM64 178V177H63ZM68 178V177H67ZM65 178V179H67ZM76 178V177H75ZM111 178V176H110ZM120 178V179H121ZM126 178V180L128 181V179ZM146 178V179H147ZM118 179V178H116ZM235 179V178H234ZM0 180H2L0 178ZM8 180V178H7ZM13 180V178H12ZM40 180V179H39ZM106 180L108 184V188L110 189V182H108ZM125 180V179H124ZM135 180V181H134ZM229 180V179H228ZM3 181V180H2ZM34 181V180H33ZM49 181V180H48ZM78 181V180H77ZM81 181V180H79ZM110 181V179H109ZM112 181H115L114 179ZM121 181H123V179H121ZM141 181H145V182H141ZM119 182V181H118ZM141 182V183H140ZM248 182V181H247ZM4 183V182H2ZM1 183V184H2ZM25 183V182H24ZM31 183V182H30ZM59 183V182H58ZM71 184L69 183L68 181L66 182V184ZM81 183V182H79ZM121 185L124 184V182H120ZM142 184V185H139V184ZM228 183V182H227ZM233 183V181H232ZM37 184V183H36ZM74 184V183H73ZM71 184V185H73ZM96 184V183H95ZM118 184V183H117ZM147 188H145V186ZM5 185V183H4ZM20 185V184H19ZM59 185V184H58ZM89 185V184H88ZM112 185H114L112 183ZM132 185V184H131ZM25 186V185H24ZM57 186V185H56ZM64 186V185H63ZM67 186V185H66ZM77 186V184H76ZM99 186V185H98ZM115 186H119V188H116V189H121L120 188V185H115ZM123 186V185H122ZM221 186V185H220ZM6 187V186H4ZM68 187V186H67ZM106 187V186H105ZM106 187V188H107ZM35 188V187H34ZM52 188V187H51ZM57 188V187H56ZM64 188V187H63ZM75 188V187H74ZM77 188V187H76ZM114 188V187H113ZM22 189V188H21ZM67 189V188H66ZM104 189V188H103ZM108 189V190H109ZM115 189V190H116ZM158 189V188H157ZM237 189V188H236ZM240 189V188H239ZM245 189V188H244ZM71 190V189H69ZM122 190V192H123ZM124 190V191H125ZM14 191V189H13ZM49 191V190H48ZM72 191V190H71ZM78 191V190H77ZM82 191H85V190H82ZM107 191V190H105ZM121 191V190H120ZM246 191V190H245ZM24 192V191H23ZM42 192V191H41ZM61 192V191H60ZM88 192V191H87ZM125 192V193H126ZM242 192V191H241ZM57 193V192H56ZM63 193H64V190H63ZM120 193V192H119ZM135 193V194H134ZM237 193V192H236ZM65 194V193H64ZM108 194V193H107ZM110 194V193H109ZM235 194V193H233ZM51 195V194H50ZM53 195V194H52ZM58 195V194H57ZM63 195V194H62ZM80 195V194H79ZM86 195V194H85ZM124 195V194H123ZM238 195V194H237ZM242 195V194H241ZM239 195V197L241 196ZM35 196V195H34ZM47 196V195H46ZM64 196V195H63ZM122 196V195H121ZM129 196V195H128ZM43 197V196H42ZM57 197V196H56ZM61 197V196H60ZM79 197V196H78ZM120 197V196H119ZM124 197V196H123ZM247 195L246 193L243 194V200H242V197H241V201L243 202H239L240 204H243L248 202L247 201ZM45 198V197H44ZM54 198V197H53ZM72 198V197H71ZM116 198V197H115ZM127 198V196H126ZM134 200H133V199ZM78 199V198H77ZM19 200V199H18ZM80 200H83L81 201L80 203L81 204H84V199H80ZM116 199H114V202H115ZM129 200V199H128ZM229 200V199H228ZM249 200V199H248ZM6 201V200H5ZM13 201V200H12ZM57 201V200H56ZM62 201V200H61ZM90 201V200H89ZM120 201V199H119ZM126 201V200H125ZM250 201V200H249ZM15 202V201H14ZM84 202V203H83ZM99 202V201H98ZM117 202V201H116ZM122 201H120L121 203ZM124 202V201H123ZM131 202V201H129ZM35 203V202H34ZM38 203V202H37ZM57 203V202H56ZM79 203V202H77ZM79 203L78 206H80L81 204ZM113 203V202H112ZM29 204V203H28ZM32 204V203H31ZM76 204V203H75ZM109 204V202H108ZM119 204V203H118ZM135 204V203H134ZM135 204V205H136ZM248 204V203H246ZM30 205V204H29ZM37 205V204H36ZM59 205V204H58ZM114 204H112L111 208L113 207ZM132 205V204H131ZM130 205V206H131ZM134 205V206H135ZM237 205V204H236ZM34 206V205H33ZM44 206V205H43ZM75 206V205H74ZM78 206H75V207H78ZM101 206V205H100ZM117 206V204H116ZM239 206V205H238ZM249 206V205H248ZM246 206V208L248 207ZM25 207V206H24ZM61 207V205H60ZM69 207V206H68ZM74 207V208H75ZM82 207V205H81ZM79 207V209L81 208ZM245 208V206H243ZM243 207H242V211L243 210ZM30 208V207H29ZM38 208V207H37ZM73 208V210H75ZM86 208V207H85ZM103 208V207H102ZM114 209L116 208L115 206L113 207ZM136 208V207H135ZM241 208V206H240ZM238 209V210H241V209ZM58 209V208H57ZM106 209V208H105ZM113 209V210H114ZM133 209V208H132ZM139 209V210H138ZM15 210V209H14ZM48 210V209H47ZM45 210V211H47ZM69 210H71L72 212V209L70 208ZM77 210V209H76ZM72 212L73 214H77L79 212ZM81 210L83 211V209L81 208ZM121 210V209H120ZM125 210V209H124ZM129 210V208H128ZM247 210H249L247 208ZM246 210V211H247ZM264 210V209H263ZM44 211V210H43ZM78 211V210H77ZM107 211V210H106ZM112 211V210H111ZM127 211V210H126ZM132 211V210H130ZM135 211V210H134ZM59 212V211H58ZM66 212V211H65ZM69 212V215H70V211H67ZM81 212V211H80ZM259 212V211H258ZM71 213V217L68 215V218H72V214ZM100 213V212H99ZM112 214H114L113 212H110ZM123 213V212H122ZM228 213V212H227ZM249 213V212H248ZM4 214V213H3ZM6 214V213H5ZM37 214V213H36ZM49 214V213H48ZM68 214V213H67ZM66 214V215H67ZM82 214V213H81ZM97 214V213H96ZM120 215L121 212L119 213ZM218 214V213H217ZM244 214H245V211H244ZM247 214V212H246ZM42 215V214H41ZM52 215V214H51ZM56 215V214H55ZM79 215V214H78ZM91 215V214H90ZM103 215V214H102ZM101 215V216H102ZM119 215V219L118 220H115V221H120L121 223L118 222V224H122V219H124L125 217L121 218ZM248 215V214H247ZM29 216V215H28ZM35 216V215H34ZM39 216V215H38ZM60 216V215H59ZM80 216V215H79ZM99 216V215H98ZM104 216V215H103ZM109 216V215H108ZM111 216V215H110ZM134 216V215H133ZM138 216V217H137ZM1 217V216H0ZM27 217V216H26ZM42 217V216H41ZM40 217V218H41ZM57 217V216H56ZM75 217V215L73 216ZM127 217V216H126ZM239 218L243 217L242 213H240V216H238ZM237 217V218H238ZM249 218V216H247ZM246 217V218H247ZM77 218V216H76ZM79 218V217H78ZM112 218V216H111ZM129 218V217H128ZM137 218V219H136ZM244 218V217H243ZM247 218V219H248ZM48 219V218H47ZM60 219V218H59ZM73 219V218H72ZM75 219V218H74ZM102 219H104L102 217ZM113 219V218H112ZM130 219V218H129ZM220 219V218H219ZM225 219V218H224ZM250 219H251V216H250ZM250 219L248 221H250ZM58 220V219H57ZM107 220V219H106ZM221 220V219H220ZM241 220V219H240ZM243 220V219H242ZM241 220V221H242ZM262 220V219H261ZM50 221V220H49ZM63 221V220H61ZM59 221V222H61ZM73 221V220H72ZM105 221V220H104ZM114 221V222H115ZM126 221V220H124ZM228 221V222H227ZM230 219L229 220H221L220 223L221 225H224L226 226L227 223H229ZM232 221V220H231ZM235 221V220H234ZM245 221V220H243ZM36 222V221H35ZM52 222V220H51ZM58 222V223H59ZM112 222V221H111ZM160 224L159 227L158 226V230L156 229V225L157 224ZM20 223V222H19ZM62 223V222H61ZM70 223V222H68ZM67 223V225H68ZM123 223H127L126 222H123ZM156 223V225H155ZM219 223V222H218ZM264 223V222H263ZM43 224V223H42ZM50 224V223H49ZM71 224V223H70ZM95 224V223H94ZM110 223H108L109 225ZM111 224H114V223H111ZM251 224V222H250ZM73 225V224H72ZM98 225V224H97ZM104 225V224H103ZM102 225V226H103ZM124 225V224H122ZM134 225V226H133ZM154 225V226H153ZM228 225V224H227ZM30 226V225H29ZM34 226V225H33ZM58 226V225H57ZM56 224H55V227H57ZM61 226H64L63 224ZM66 226V225H65ZM107 226V225H106ZM113 226V225H112ZM111 226V228H112ZM119 226V225H117ZM126 226V225H125ZM153 226V228H152ZM248 226V225H247ZM264 226V225H263ZM32 227V226H31ZM37 227V226H36ZM44 227V226H43ZM54 227V225H53ZM67 227V226H66ZM84 227V226H83ZM108 227V226H107ZM261 227V225H260ZM9 228V227H8ZM38 228V227H37ZM42 228V227H41ZM46 228V227H45ZM58 228V227H57ZM70 228V226H69ZM103 228V227H102ZM117 228V227H116ZM122 228V226H121ZM120 228V229H121ZM128 228V226H127ZM131 228V230H132ZM135 228V229H136ZM225 228V227H224ZM229 228V227H228ZM255 228V227H254ZM26 229V228H25ZM39 229V228H38ZM37 229V230H38ZM56 229V228H54ZM72 229V228H71ZM104 229V228H103ZM106 229V228H105ZM264 228L260 229V230H263ZM6 230V229H5ZM45 230V229H44ZM53 229H50V230H47V232H45V236L47 234H49L50 232H52ZM68 231L70 229H67ZM66 230V232H67ZM94 230V228H93ZM96 230V228H95ZM107 230V229H106ZM115 230V229H113ZM112 230V232H113ZM118 230V229H117ZM124 230V229H123ZM141 230V231H142ZM34 231V230H33ZM43 231V230H42ZM104 231V230H102ZM111 231V230H110ZM121 231V230H119ZM135 231V230H134ZM133 232L136 233V232ZM137 231V230H136ZM140 231V230H139ZM138 231V232H139ZM141 231H140V234H141ZM142 231V235L144 234ZM32 232V231H31ZM30 232V233H31ZM58 232V231H57ZM66 232H65V239L66 236L68 237L69 235H66ZM93 232V231H92ZM91 232V233H92ZM99 232V231H98ZM107 232V231H106ZM106 232L104 231V233L106 234ZM111 232V234H112ZM137 232V234H138ZM262 232V231H261ZM264 232V231H263ZM43 233V232H42ZM53 233V232H52ZM70 232H68L69 234ZM89 233V232H87ZM94 233H96L94 231ZM103 233V232H101ZM110 233V232H108ZM118 233V232H117ZM231 233V232H230ZM34 234V233H33ZM110 234V236H111ZM115 234V233H114ZM113 234V235H114ZM237 234V233H236ZM44 235V233H43ZM41 235V236H43ZM52 235V234H51ZM57 235V234H56ZM75 235V234H74ZM86 235V234H85ZM91 235V234H90ZM100 236V234H98ZM108 235V234H107ZM119 235V234H118ZM117 235V236H118ZM136 235V234H135ZM139 235V234H138ZM137 235V236H138ZM239 235V234H238ZM263 235V233H262ZM72 236V235H71ZM77 236V235H76ZM93 236V235H92ZM97 236V237H99ZM106 236V235H105ZM116 236V237H117ZM140 236V235H139ZM138 236V237H139ZM245 236V235H244ZM44 237V236H43ZM96 237V238H97ZM103 237V235L101 236ZM108 237V236H107ZM136 237V236H135ZM133 237V238H135ZM143 237V236H141ZM231 237V236H230ZM229 237V238H230ZM233 237V236H232ZM58 238V237H57ZM55 238V239H57ZM76 239V237H74ZM80 238V237H79ZM87 238V237H86ZM91 238V237H89ZM95 238V236L93 237ZM118 238V237H117ZM137 238V237H136ZM145 238V237H143ZM144 239H139V241L141 242L142 240H144L143 242H146L147 240ZM227 238V237H226ZM236 238V237H235ZM38 239V238H37ZM62 239V238H61ZM81 239V238H80ZM84 239V238H83ZM98 239V238H97ZM94 240L95 242L98 241L99 242V239L98 240ZM109 239V238H108ZM157 241L154 240L155 242L157 241L158 244H160L159 242H161L163 239H160V241ZM259 239V238H258ZM262 239V238H261ZM49 240V238H48ZM50 240H51V236H50ZM49 240V241H50ZM68 240V239H67ZM72 240V239H71ZM88 240V239H86ZM101 240V239H100ZM116 239L112 240V241H115ZM231 240V238H230ZM264 240V239H263ZM31 241V239H30ZM40 241V240H39ZM52 241V240H51ZM84 241V240H83ZM109 241L108 240V243L106 244V248L108 250V244H109ZM132 241V240H131ZM139 241H137L139 243ZM146 242V243H149ZM229 241V240H228ZM35 242V241H34ZM37 242V241H36ZM43 242V241H42ZM46 242V241H45ZM53 242V241H52ZM51 242V243H52ZM69 242V241H68ZM79 242V241H78ZM94 242V244H96ZM104 242V241H103ZM127 242V241H126ZM152 242V241H150ZM163 242V241H162ZM165 242V241H164ZM25 243V242H24ZM28 243V242H27ZM44 243V242H43ZM65 243V241H64ZM86 243V241H85ZM87 243H89L87 241ZM100 243H102L100 241ZM106 243V242H104ZM112 244V242H110ZM137 243V244H138ZM142 243V242H141ZM153 243V242H152ZM151 243V244H152ZM264 243V242H263ZM34 244V243H33ZM36 244V243H35ZM39 244V243H37ZM36 244V245H37ZM41 244V243H40ZM46 244V243H45ZM48 244V242H47ZM69 244V243H68ZM80 244V243H79ZM83 244V242H82ZM93 242H91L90 244H87L86 246H83V245H80V246H77L79 247V249L77 250V248H75L77 250V252L81 253L80 251L82 250V252L86 251L87 253V250H90L91 247H92V252L94 251V249L96 248L94 246V249H93V246H92ZM117 244V243H116ZM126 244V243H125ZM150 244V243H149ZM156 244V243H155ZM155 244H153L155 246V248H158V246H156ZM226 244V243H225ZM234 244V243H233ZM55 245V244H54ZM77 245V244H76ZM75 245V246H76ZM103 246L105 244H102ZM110 245V244H109ZM148 245V244H147ZM164 245V244H163ZM171 245V244H170ZM39 246V245H38ZM47 246V245H46ZM82 246V248H81ZM97 247L100 246L99 245H96ZM112 246V245H111ZM126 246V245H125ZM135 246V245H134ZM161 246H162V243H161ZM36 247V246H35ZM58 247V246H57ZM60 247V246H59ZM101 247V246H100ZM132 247V246H131ZM220 247V245H219ZM81 248V249H80ZM99 248V247H98ZM97 248V249H98ZM102 247V250L106 251V248ZM122 248V247H121ZM133 248V247H132ZM137 248V247H136ZM151 248V247H150ZM153 248V247H152ZM151 248V249H152ZM163 250L164 247H162ZM166 248H169V247H166ZM25 249V248H24ZM30 249V248H28ZM64 249V248H63ZM69 249V248H68ZM71 249V248H70ZM101 248H99L98 251H100ZM111 249V248H110ZM109 249V250H110ZM27 250V249H26ZM25 250V251H26ZM101 250V251H102ZM116 250V249H115ZM131 250V249H130ZM134 250V249H133ZM138 249H136V252H137ZM154 250V248H153ZM162 250V249H161ZM32 251V250H31ZM42 251V250H41ZM40 251V252H41ZM45 251V250H44ZM56 251V250H54ZM60 251V250H59ZM68 251V250H67ZM72 251V250H71ZM74 251V250H73ZM96 251V250H95ZM102 251L104 254L105 252ZM121 251V250H120ZM118 251V252H120ZM141 251V250H140ZM166 251V250H165ZM164 251V252H165ZM5 252V251H4ZM18 252V251H17ZM28 252V251H27ZM53 252V251H52ZM62 252V251H61ZM91 253V251H89ZM101 252V253H102ZM127 252V251H126ZM155 252V251H152V253ZM161 252V251H160ZM23 253V252H22ZM44 253V252H43ZM76 253V251H75ZM77 255V258L78 256H83L82 253L81 255ZM85 253V252H84ZM89 253V254H90ZM109 253V252H108ZM135 253V252H134ZM139 253V252H137ZM137 253H135L137 255ZM151 253V251H150ZM21 254V253H20ZM27 254V253H25ZM37 254V253H36ZM67 254V252H66ZM89 254H86V255H89ZM92 254V253H91ZM91 254L89 255V257L91 256ZM99 255H101L99 252L97 253ZM115 254V253H114ZM119 254V253H118ZM141 254V253H140ZM139 254V255H140ZM154 254V253H153ZM164 254V253H163ZM220 254V253H219ZM59 255V254H58ZM68 255V254H67ZM84 255L86 258L87 256ZM95 253H93V255L91 256L92 258L94 257ZM103 255V254H102ZM101 255V258H103V256ZM135 255V256H136ZM138 255V256H139ZM142 255L145 256V254L143 253ZM152 255V254H151ZM151 255L149 254L148 256H150L151 258ZM166 253L164 254L163 256V259L165 257ZM42 256V255H41ZM98 256V255H96ZM133 256V255H132ZM137 256V257H138ZM141 256V255H140ZM140 256H139V259L133 263L128 262L127 263H131V264H143V257L140 259ZM146 257L148 259H146L144 261V264H148V260H150V264H153V259L156 257L157 260H159L158 256H156V254L154 255V258L152 256L153 259H149V257ZM161 256V254H160ZM28 257V256H27ZM60 257V256H59ZM90 257V258H91ZM114 257V256H113ZM112 257V258H113ZM126 257V256H125ZM134 257V256H133ZM132 257V258H133ZM39 258V257H38ZM67 258V257H65ZM89 258V259H90ZM91 258V259H92ZM95 258V257H94ZM99 260L97 261H100V256H98ZM161 260H162V257H160ZM70 259V258H69ZM67 259V260H69ZM74 259V258H73ZM81 259V258H80ZM104 259V258H103ZM101 259V260H103ZM111 259V258H110ZM109 259V260H110ZM125 259V258H123ZM155 259V263L157 262V260ZM34 260V259H33ZM57 260V259H56ZM66 260V261H67ZM79 260V259H78ZM88 260V258L86 259ZM96 259H94L95 261ZM105 260V259H104ZM130 260H134V259H131ZM1 261V260H0ZM63 261V260H62ZM71 261V260H70ZM88 261H91V260H88ZM93 261V260H92ZM113 261V260H112ZM124 261V260H123ZM163 261V260H162ZM221 261V260H220ZM22 262V261H21ZM60 262V260H59ZM74 262V261H73ZM73 262H71V264H73ZM76 262V261H75ZM84 262H86L84 260ZM104 262V261H103ZM108 262V261H107ZM146 262V263H145ZM165 262H166V259H165ZM33 263V262H32ZM38 263V262H37ZM54 263V262H53ZM63 264L65 262H62ZM88 263V262H86ZM90 264L94 263V262H89ZM88 263V264H89ZM101 263V262H99ZM111 263V262H110ZM120 263V261H119ZM123 264V262H121ZM125 263V262H124ZM3 264V263H2ZM61 264V263H60ZM83 264V263H82ZM85 264V263H84ZM109 264V263H108ZM115 264V263H113ZM162 264V263H161ZM163 264H166L163 262Z\"/></svg>",
  "mask_w": 264,
  "mask_h": 264
}]
</instances>
